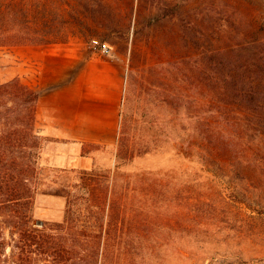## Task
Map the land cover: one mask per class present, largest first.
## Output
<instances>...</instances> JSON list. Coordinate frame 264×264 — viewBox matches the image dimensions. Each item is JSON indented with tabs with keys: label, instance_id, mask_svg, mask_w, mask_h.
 Returning a JSON list of instances; mask_svg holds the SVG:
<instances>
[{
	"label": "rangeland",
	"instance_id": "374dc122",
	"mask_svg": "<svg viewBox=\"0 0 264 264\" xmlns=\"http://www.w3.org/2000/svg\"><path fill=\"white\" fill-rule=\"evenodd\" d=\"M68 2L96 31L0 46V83L95 79L114 135L35 125L37 230L4 224L0 264H264V0ZM250 86L253 107L230 91Z\"/></svg>",
	"mask_w": 264,
	"mask_h": 264
},
{
	"label": "trees",
	"instance_id": "16d2710c",
	"mask_svg": "<svg viewBox=\"0 0 264 264\" xmlns=\"http://www.w3.org/2000/svg\"><path fill=\"white\" fill-rule=\"evenodd\" d=\"M75 9L68 0H0V46L66 43L74 33L96 31L78 18ZM230 91L253 107V86L231 87ZM38 100L39 93L18 78L0 83V247L4 224L22 232L37 230L30 216L33 188L29 180L38 158ZM82 177L93 179V172L84 171Z\"/></svg>",
	"mask_w": 264,
	"mask_h": 264
},
{
	"label": "crops",
	"instance_id": "0c3cea01",
	"mask_svg": "<svg viewBox=\"0 0 264 264\" xmlns=\"http://www.w3.org/2000/svg\"><path fill=\"white\" fill-rule=\"evenodd\" d=\"M68 72L73 73L77 68V59H61ZM41 64L49 63L54 66L57 61L48 56L40 55ZM88 66L92 62L88 61ZM81 85V86H80ZM98 82L95 79L79 83L71 77L56 90L47 91L44 87L38 88L39 100L37 103L35 125L44 135L55 138H89L98 140L114 135L115 109L108 110L109 125L98 128V100L106 101V94L97 91ZM113 104L116 95L109 99ZM114 106V105H113ZM105 111V110H104ZM99 139V140H101ZM68 161V153H65Z\"/></svg>",
	"mask_w": 264,
	"mask_h": 264
}]
</instances>
